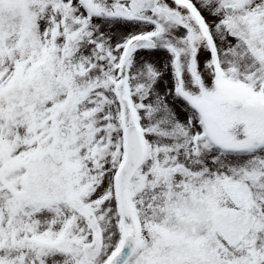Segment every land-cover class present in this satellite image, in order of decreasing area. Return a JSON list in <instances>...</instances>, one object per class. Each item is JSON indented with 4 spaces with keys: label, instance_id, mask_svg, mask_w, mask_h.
<instances>
[{
    "label": "snow or ice",
    "instance_id": "obj_1",
    "mask_svg": "<svg viewBox=\"0 0 264 264\" xmlns=\"http://www.w3.org/2000/svg\"><path fill=\"white\" fill-rule=\"evenodd\" d=\"M0 264H264V0H0Z\"/></svg>",
    "mask_w": 264,
    "mask_h": 264
}]
</instances>
